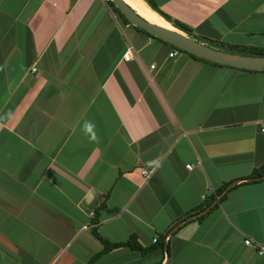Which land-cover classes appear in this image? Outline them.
<instances>
[{
    "label": "crops",
    "instance_id": "obj_1",
    "mask_svg": "<svg viewBox=\"0 0 264 264\" xmlns=\"http://www.w3.org/2000/svg\"><path fill=\"white\" fill-rule=\"evenodd\" d=\"M153 1L264 47V0ZM172 48L106 0H0V264H264V69Z\"/></svg>",
    "mask_w": 264,
    "mask_h": 264
},
{
    "label": "water",
    "instance_id": "obj_2",
    "mask_svg": "<svg viewBox=\"0 0 264 264\" xmlns=\"http://www.w3.org/2000/svg\"><path fill=\"white\" fill-rule=\"evenodd\" d=\"M111 1L128 22L144 29L149 34L168 42L175 48L182 49L186 52L204 57L217 63L231 65L234 67L246 69L264 68V55L225 52L219 48L198 41L177 28H170L156 22L149 21L134 10L125 0Z\"/></svg>",
    "mask_w": 264,
    "mask_h": 264
},
{
    "label": "trees",
    "instance_id": "obj_3",
    "mask_svg": "<svg viewBox=\"0 0 264 264\" xmlns=\"http://www.w3.org/2000/svg\"><path fill=\"white\" fill-rule=\"evenodd\" d=\"M74 0H69V3H72ZM107 3L111 6V8L113 10H115L124 20H126L125 17H123V15L118 11V9L116 8V6L113 4V2L111 0H106ZM146 2L150 5L151 8L155 9L156 11H158L164 18H166L167 20L171 21V24L179 29H181L182 31H184L188 36L195 38L198 41H201L207 45L219 48L225 52H229V53H243V54H260V55H264V47L263 46H251V45H245V44H237V43H231V42H224L222 40H214L211 38H207L205 36H199L196 35L192 28L186 24H184L183 22H180L176 19H171L167 14L163 13L158 7L157 5L154 3L153 0H146ZM127 21V20H126ZM138 27V26H136ZM140 28V27H138ZM141 30L145 31L144 29L140 28ZM146 32V31H145ZM148 33V32H146ZM149 34V33H148ZM151 35V34H149ZM157 38V37H156ZM172 46V45H171ZM173 48H175L174 46H172ZM177 49V48H175ZM186 52V51H185ZM187 54L191 55V56H197L194 55L192 53L186 52ZM201 59L210 61L212 63L215 64H221V63H217L214 61H211L209 59H206L204 57L198 56ZM226 65V64H224ZM239 68V67H237ZM242 69H246V68H242ZM264 69V68H262ZM264 173V162L261 163L260 165H258L257 167H255L252 171H251V177L257 176V175H262ZM230 181H225L223 182L218 188H216L214 190L213 193H211L207 199L205 201H203L200 205H198L197 207H194L191 211L194 214H197V211L202 210L203 207L207 204H209V207L216 205L217 201H214L212 203V201L214 200L215 194L221 192L223 189H225V187L228 185ZM223 196V194L218 197V200L221 199ZM208 207V208H209ZM197 217H200L202 214H197ZM92 233L94 236H96L102 243V246L100 248L99 251H97L96 253L93 254V256H91V258L96 257L98 254L107 251L108 249L112 248V247H116V246H127L131 249H138L140 251H143L144 249H146V247L141 246L134 233H131L127 238H125L124 240H118V241H109L103 237H101L99 235V233L92 228Z\"/></svg>",
    "mask_w": 264,
    "mask_h": 264
},
{
    "label": "built area",
    "instance_id": "obj_4",
    "mask_svg": "<svg viewBox=\"0 0 264 264\" xmlns=\"http://www.w3.org/2000/svg\"><path fill=\"white\" fill-rule=\"evenodd\" d=\"M177 50L175 49V48H172L169 52H168V54L169 55H171V54H173V53H175ZM131 57V46L130 45H128V46H126V48H125V50L122 52V58H124V59H127V58H130ZM34 69V67H32V70ZM260 129L261 130H264V120H261L260 121ZM187 166H188V164H187ZM148 169H141V173L142 174H144V175H146L147 173H148ZM218 194H215V197L216 198H218ZM156 240V237L155 236H153L152 237V241H155ZM248 239L246 238V239H244V242L245 243H248ZM258 252H260V253H262V254H264V247H262V246H260L259 248H258Z\"/></svg>",
    "mask_w": 264,
    "mask_h": 264
},
{
    "label": "rangeland",
    "instance_id": "obj_5",
    "mask_svg": "<svg viewBox=\"0 0 264 264\" xmlns=\"http://www.w3.org/2000/svg\"><path fill=\"white\" fill-rule=\"evenodd\" d=\"M137 11V10H136ZM140 12V14L141 15H143L145 18H148L150 21H153V22H157V20L156 19H154V17H152V16H150L149 14H146L143 10H141V8H140V10H139ZM138 12V11H137ZM117 13V12H116ZM118 14V13H117ZM162 25H165V26H167V27H170V28H174L171 24H168V23H166V22H164V21H162ZM152 38H156L155 36H153L152 34L150 35ZM177 50L178 51H181V52H185L184 50H182V49H179V48H177ZM91 213V212H90Z\"/></svg>",
    "mask_w": 264,
    "mask_h": 264
},
{
    "label": "bare ground",
    "instance_id": "obj_6",
    "mask_svg": "<svg viewBox=\"0 0 264 264\" xmlns=\"http://www.w3.org/2000/svg\"><path fill=\"white\" fill-rule=\"evenodd\" d=\"M134 10H137L138 12H140V7L137 5L138 0H125ZM142 10V9H141ZM150 21V20H149ZM153 22V21H151Z\"/></svg>",
    "mask_w": 264,
    "mask_h": 264
},
{
    "label": "clouds",
    "instance_id": "obj_7",
    "mask_svg": "<svg viewBox=\"0 0 264 264\" xmlns=\"http://www.w3.org/2000/svg\"><path fill=\"white\" fill-rule=\"evenodd\" d=\"M177 50V49H176ZM262 247H264V246H262Z\"/></svg>",
    "mask_w": 264,
    "mask_h": 264
}]
</instances>
